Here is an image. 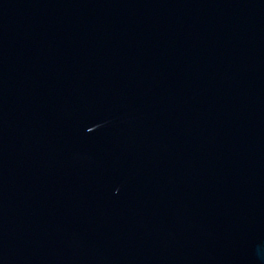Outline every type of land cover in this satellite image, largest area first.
<instances>
[{"label":"water","instance_id":"water-1","mask_svg":"<svg viewBox=\"0 0 264 264\" xmlns=\"http://www.w3.org/2000/svg\"><path fill=\"white\" fill-rule=\"evenodd\" d=\"M0 264H264V0H0Z\"/></svg>","mask_w":264,"mask_h":264}]
</instances>
